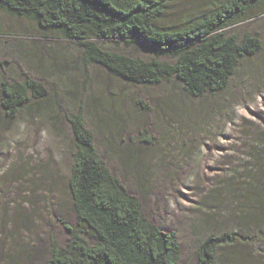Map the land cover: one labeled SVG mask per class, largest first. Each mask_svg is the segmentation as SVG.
Masks as SVG:
<instances>
[{
  "label": "rangeland",
  "instance_id": "374dc122",
  "mask_svg": "<svg viewBox=\"0 0 264 264\" xmlns=\"http://www.w3.org/2000/svg\"><path fill=\"white\" fill-rule=\"evenodd\" d=\"M209 1L169 0L164 20L181 23ZM232 30L264 41V16ZM102 45L153 58L134 45ZM26 76L44 82L49 98L15 119L0 103V264H48L53 241L65 246L70 239L67 225L77 224L69 190L75 143L66 116L81 109L104 159L146 215L178 234L182 264H197L209 220L202 198L264 124V50L243 61L225 92L189 99L176 81L126 83L86 63L77 42L0 11V86ZM242 247L244 263L236 252L237 261L222 264H260L254 246Z\"/></svg>",
  "mask_w": 264,
  "mask_h": 264
},
{
  "label": "trees",
  "instance_id": "16d2710c",
  "mask_svg": "<svg viewBox=\"0 0 264 264\" xmlns=\"http://www.w3.org/2000/svg\"><path fill=\"white\" fill-rule=\"evenodd\" d=\"M168 8L169 0H0V11L77 42L86 63L132 85L176 81L189 99L225 92L243 61L264 50L257 33L232 30L264 16V0H210L181 23L164 20ZM104 41L137 46L153 58L106 49ZM48 98L45 83L29 76L0 86L1 108L10 119ZM66 117L75 143L69 190L77 224L67 225L65 246L53 241L48 264H182L178 234L146 215L101 154L84 110ZM245 151L202 198L209 220L197 264L237 261L236 252L244 263L247 245L264 262V124Z\"/></svg>",
  "mask_w": 264,
  "mask_h": 264
}]
</instances>
